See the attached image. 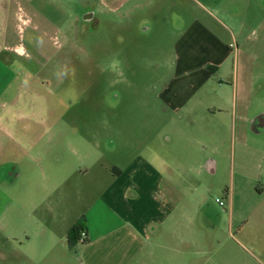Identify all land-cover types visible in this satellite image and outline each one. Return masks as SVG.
Returning <instances> with one entry per match:
<instances>
[{"label":"crops","instance_id":"0c3cea01","mask_svg":"<svg viewBox=\"0 0 264 264\" xmlns=\"http://www.w3.org/2000/svg\"><path fill=\"white\" fill-rule=\"evenodd\" d=\"M11 1L0 0L1 252L28 259L34 238L45 256L66 246L79 264H190L199 257L191 244L220 221L206 213L208 181L264 144V92L240 76L235 35L190 22L173 45L171 75L141 99L148 121L114 145L107 124L105 141H95L93 125L62 122V109L44 98L45 80L29 70L35 47L6 13ZM79 222L86 241L71 246Z\"/></svg>","mask_w":264,"mask_h":264},{"label":"rangeland","instance_id":"374dc122","mask_svg":"<svg viewBox=\"0 0 264 264\" xmlns=\"http://www.w3.org/2000/svg\"><path fill=\"white\" fill-rule=\"evenodd\" d=\"M6 13H16L19 35L35 47L28 50L29 70L45 80L44 98L62 109V122L93 125L88 132L95 141H105L106 124L112 144L120 132L134 138V125L149 116L139 111L141 99L171 75L173 45L196 19L215 31L218 22L235 35L234 42L229 39L239 51L240 76L253 92H264L262 0H12ZM239 160L233 173L228 161L207 183L206 213L220 221L191 244L190 253L199 257L190 264H264V144H257L247 161ZM231 187L232 218L226 203ZM14 215L21 219L20 211ZM32 241L35 251L28 259L0 250V264H79L66 246L57 245L45 256L41 242Z\"/></svg>","mask_w":264,"mask_h":264},{"label":"trees","instance_id":"16d2710c","mask_svg":"<svg viewBox=\"0 0 264 264\" xmlns=\"http://www.w3.org/2000/svg\"><path fill=\"white\" fill-rule=\"evenodd\" d=\"M83 230V226L82 224L79 222L77 224H75L68 235V243L69 245L73 246L78 242L79 239V234L80 232Z\"/></svg>","mask_w":264,"mask_h":264},{"label":"built area","instance_id":"2783aa9c","mask_svg":"<svg viewBox=\"0 0 264 264\" xmlns=\"http://www.w3.org/2000/svg\"><path fill=\"white\" fill-rule=\"evenodd\" d=\"M215 202H216L219 206H221V207L224 206V203H223L220 199H218V198L215 199ZM85 241H86V233H85L84 230H82V231L80 232V234H79L78 242H79V243H85Z\"/></svg>","mask_w":264,"mask_h":264}]
</instances>
